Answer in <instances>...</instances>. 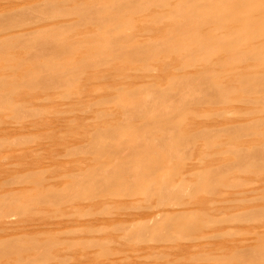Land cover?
Instances as JSON below:
<instances>
[{"label":"rangeland","instance_id":"obj_1","mask_svg":"<svg viewBox=\"0 0 264 264\" xmlns=\"http://www.w3.org/2000/svg\"><path fill=\"white\" fill-rule=\"evenodd\" d=\"M183 1L0 0V264H264V3Z\"/></svg>","mask_w":264,"mask_h":264},{"label":"bare ground","instance_id":"obj_2","mask_svg":"<svg viewBox=\"0 0 264 264\" xmlns=\"http://www.w3.org/2000/svg\"><path fill=\"white\" fill-rule=\"evenodd\" d=\"M75 1H76V0H75ZM151 1H152V0H151ZM208 1H209V0H208ZM211 1H212V0H211ZM216 1H217V0H216ZM225 1H226V0H225ZM225 1L223 0V2H222L223 5L225 4V3H224ZM227 1H229L228 3H232V4H234V2H235V1L232 2V0H231V2H230V0H227ZM227 1H226V2H227ZM253 1H255V0H253ZM257 1H258V0H256V2H257ZM260 1H262V0H260ZM260 1H259V3L257 2L258 5L264 3V0H263V2H261V3H260ZM183 2H186V0H184ZM194 2H195V1H194ZM213 2H214L213 4L216 3L215 0H213ZM247 2H248V1H247ZM256 2H254V3L252 2L253 5H251L252 3L249 4L250 2H248L247 6L244 4V5H245V6H244V9H245V10H246L247 8L250 9V10H248V9L246 10V13H245V14H246L247 16H248L247 11L249 12V11H251V9H252V7L250 8L249 6H250V5H251V6H254ZM180 3H182V1H181ZM187 3H188V1H187ZM190 3H191V2H190ZM228 3H226V5H227ZM257 3H256V4H257ZM148 4H150V3L147 2V4H146L147 6H146V5H145V6L148 7ZM184 4H185V3H184ZM192 4H193V2H192ZM218 4H219V3L217 2V3L215 4L216 6L213 5L214 8L216 7V10H217V8H219V7H217V6H219ZM236 4H237V3H236ZM238 4H239V3H238ZM238 4H237V5H238ZM187 5L189 6V4H187ZM141 6L144 7L143 5H141ZM141 6H140L139 8L142 9ZM188 6H187V7H188ZM210 6H211V5H210ZM238 6H239V5H238ZM238 6H237V7H238ZM255 6H257V5H255ZM260 6H261V5H260ZM262 7H263V5H262ZM262 7H261V8H262ZM136 8H137V7H136ZM190 8H191V9L193 8L192 5L190 6ZM190 8H189V10H190ZM228 8H230V7H228ZM256 8H257V7H256ZM137 9H138V8H137ZM181 9H182V7H181ZM181 9L178 10V13H184L183 10L188 11V10H187L188 8L186 9L185 7H183V10H182L183 12L180 11ZM219 9H220V8H219ZM230 9H231V8H230ZM230 9H229V10H230ZM232 9H233V8H232ZM235 9H236V8H235ZM233 10H234V9H233ZM261 10H262V9H261ZM261 10H258V11L261 12ZM179 11H180V12H179ZM218 11H219V10H218ZM218 11H217V12H218ZM223 11H225V9H224ZM223 11H221V13H222ZM235 11H236V10H235ZM241 11H243V10H241ZM258 11H257V12H258ZM263 11H264V9H263ZM254 12H255V11H254ZM259 12H258V13H259ZM186 13H187V12H186ZM219 13H220V11H219ZM219 13H218V14H219ZM226 13H228V12H226ZM255 13H256V12H255ZM27 14H28V13H27ZM42 14H43V13H42ZM96 14L99 15V12L96 13ZM96 14H95V15H96ZM184 14H185V13H184ZM184 14H183V15H184ZM190 14H191V13H190ZM228 14H229V13H228ZM245 14H244V15H245ZM183 15H182V16H183ZM220 15H221V14H220ZM250 15H251V12H250ZM180 16H181V14H180ZM28 17H29V16H28ZM259 17H260V16H259ZM259 17H258V18H259ZM244 18H245V17H244ZM246 18H247V17H246ZM249 18H250V16H249ZM250 19H251V18H250ZM262 19H263V17H262ZM262 19L259 18L260 22H261ZM244 20H248V19H244ZM255 20H257V23H258L259 20H258V19H255ZM179 22H180V21H179ZM201 23H202V22H201ZM242 23H243V21H242ZM245 23H246V21H245ZM249 23H250V22H249ZM255 23H256V22H254V24H255ZM257 23H256V24H257ZM251 24H252V27H253V23H251ZM256 24H255V26H254L255 28L257 27ZM242 25H243V24H242ZM195 26H196V25H195ZM248 26H249V25H248ZM248 26H246V27H248ZM157 27H159V26L157 25ZM174 27H175V26H174ZM249 27H250V26H249ZM249 27H248V28H249ZM254 27H253V28H254ZM171 28H173V27H171ZM244 28H245V26H244ZM248 28H247V29H248ZM173 29H174V28H173ZM176 29H178V27H177ZM189 29H190V28H189ZM189 29H188V30H189ZM171 30H172V29H171ZM174 30H175V29H174ZM174 30H173V31H174ZM182 30H185V28H184V29L182 28ZM245 31H246V29L243 30L244 33H245ZM247 31H249V29H248ZM247 31H246V32H247ZM189 32H190V30L188 31V33H189ZM250 32H251V31H250ZM250 32H249V34H248V32L246 33V34L248 35L247 38H248V37L250 38V39L248 38V40H251V38H252ZM251 33H252V32H251ZM253 33H254V32H253ZM253 33H252V35H253ZM190 34H193V33H190ZM260 34H262V33H260ZM263 34H264V32H263ZM263 34H262V35H263ZM193 35H194V34H193ZM244 35H245V34H244ZM210 36H211V35H210ZM241 36H242V35H241ZM263 36H264V35H263ZM263 36H262V37H263ZM212 38H213V37H212ZM242 38H243V37H242ZM242 38H240V43H241V44H242V42H244V41L241 42V40H244V38H243V39H242ZM201 39H202V38H201ZM245 39H246V38H245ZM246 41H247V40H246ZM240 43H239V45H240ZM237 44H238V42H237ZM120 45H121V44H120ZM251 45H252V44H251ZM240 46H241V45H240ZM240 46H239V48H240ZM230 47H231V46H230ZM242 47H243V46H242ZM163 48H165V47H163ZM223 48H224V47H223ZM248 49H249V48H248ZM248 49H247V54H248ZM250 49H251V48H250ZM250 49H249V51H251ZM254 50H255V48L253 47V48H252V52H253ZM99 51H100V50H99ZM241 51L244 52L243 50H241ZM245 51H246V50H245ZM87 52H88V51H87ZM156 52H157V51H156ZM210 52H211V51H210ZM213 52L215 53V51H212V53H213ZM217 52H218V50L216 51V53H217ZM242 52H239V55H241V54L243 55ZM257 52H259V51L257 50ZM163 53H164V52H163ZM249 53L251 54V52H249ZM164 54H166V53H164ZM256 54H257V53H255V55H254V54H253V55H254V56H258V55H256ZM261 54H262V53H261ZM215 55H216V54H215ZM239 55H238V56H239ZM244 55H246V53H245ZM210 56H211V55H210ZM168 57H169V56H168ZM168 57H167V58H168ZM263 57H264V54H263ZM243 58H245V57H243ZM246 58H248V57H246ZM261 58H262V57H261ZM161 59H162V58H161ZM70 60H71V58H70ZM116 60H117V59H116ZM257 60H258V59H257ZM119 61H120V60H119ZM261 66H262V65H261ZM261 66H260V65L258 66V68H259L258 70H260ZM263 66H264V64H263ZM207 67H208V66H207ZM209 67H210V65H209ZM210 69H211V68H210ZM258 70H257V71H258ZM22 72H24V70H23ZM236 72H237V70H236ZM188 74H189V73H188ZM235 74H236V73H235ZM237 74H238V73H237ZM237 74H236V75H237ZM233 75H234V74H233ZM9 76H10V75H9ZM66 76H67V75H66ZM56 77H57V76H56ZM186 77H187V76H186ZM51 82H52V81H51ZM13 84H14V83H13ZM53 85H54V84H53ZM53 85H52V87H53ZM238 85H239V84H238ZM250 85H251V84H250ZM244 86H245V85H244ZM36 87H37V86H36ZM36 87H34V89H31V88H30V89H31V90H35ZM49 87H50V86H49ZM49 87H47V89H50V88H51V87H50V88H49ZM223 87H224V86H223ZM239 87H240V86H239ZM32 88H33V87H32ZM173 88H174V90L176 89V87H173ZM236 88H238L237 85H236ZM41 89H42V88H41ZM44 89H45V88H44ZM221 89H222V88H221ZM45 90H46V89H45ZM45 90H44V91H45ZM28 91H30V90L28 89ZM41 91H43V90H41ZM44 91H43V92H44ZM46 91H48V90H46ZM75 92H76V91H75ZM236 92H237V91H236ZM196 93H197V92H196ZM205 93H206V92H205ZM197 94H198V93H197ZM182 97H183V96H182ZM184 98H185V97H184ZM172 99H173V98H172ZM172 99H170V100H172ZM172 101H173V100H172ZM164 102H165V101H164ZM167 102H168V100H167ZM169 103H171V101H170ZM177 103H179V101H178ZM164 105H165V104H164ZM166 105H167V103H166ZM161 106H162V105H161ZM4 108H5V107H4ZM263 108H264V107H263ZM122 115H123V114H122ZM126 115H127V114H126ZM126 115H125V116H126ZM130 115H131V114H130ZM123 116H124V115H123ZM128 117H129V115H128ZM263 117H264V116H263ZM126 118H127V117H126ZM262 119H263V118H262ZM124 120H125V119H124ZM235 140H238V139H235ZM239 140H240V139H239ZM215 142H216V141H215ZM130 148H131V147H130ZM132 148H133V147H132ZM127 149H128V148H126V150H127ZM129 150H130V149H129ZM123 152H124V150H123ZM125 152H127V151H125ZM255 169H256V168H255ZM256 170H258V168H257ZM219 180H220V178H219ZM222 180H223V179H222ZM227 183H229V182H227ZM210 184H211V183H209V185H210ZM222 184H225V180H223V183H222ZM231 200H232V199H231ZM263 218H264V217H263ZM198 220H199V218H198ZM200 222H201V221H200ZM199 224H201V223H199ZM197 225H198V224H197ZM180 227H181V226H180ZM195 227H196V226H195ZM257 227H258V226H257ZM6 230H7V229H6ZM194 230H195V229H194ZM197 230H199V227H198ZM209 230H210V229H209ZM211 230H212V229H211ZM201 231H203V230H200V232H201ZM17 232H18V231H17ZM201 233H202V232H201ZM255 235H256V234H255ZM199 236H200V235H199ZM256 236H258V235H256ZM259 236H260V235H259ZM261 236H263V235H261ZM257 238H258V237H257ZM259 238H260V237H259ZM209 253H210V252H209ZM155 259H156V258H155ZM156 262H157V261H156Z\"/></svg>","mask_w":264,"mask_h":264}]
</instances>
